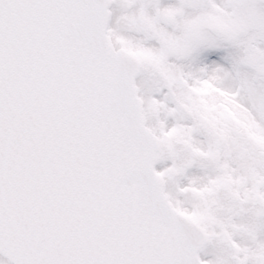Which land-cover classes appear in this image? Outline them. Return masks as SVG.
<instances>
[{"label": "snow or ice", "instance_id": "obj_1", "mask_svg": "<svg viewBox=\"0 0 264 264\" xmlns=\"http://www.w3.org/2000/svg\"><path fill=\"white\" fill-rule=\"evenodd\" d=\"M0 264H264V0H0Z\"/></svg>", "mask_w": 264, "mask_h": 264}]
</instances>
